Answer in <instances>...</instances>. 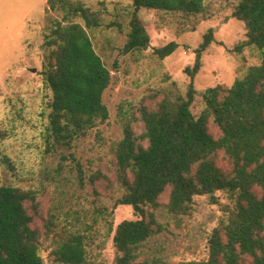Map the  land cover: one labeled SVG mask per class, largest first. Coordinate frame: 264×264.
I'll list each match as a JSON object with an SVG mask.
<instances>
[{"label": "trees", "instance_id": "1", "mask_svg": "<svg viewBox=\"0 0 264 264\" xmlns=\"http://www.w3.org/2000/svg\"><path fill=\"white\" fill-rule=\"evenodd\" d=\"M47 4L48 10L63 13L61 19L49 20L44 41L42 73L52 90L49 135L59 146L72 147L110 116L104 93L113 73L89 33L101 25L105 9H92L84 0ZM132 5L126 52L150 46L151 37L139 16L142 8L185 14L205 10L204 0H132ZM233 16L245 23L248 37L236 48L256 45L259 64L251 65L231 86L218 84L199 93L195 77L203 66V52L215 40L211 28L195 50L194 64L185 68L191 78L186 93L152 91L149 102L139 105L123 125L116 159L124 193L115 205H131L138 218L118 223L115 264H136L142 247L164 232L159 211L188 216L196 196L218 203V191H226L235 202L210 238L209 257L175 264H264V0H239ZM178 46L171 41L154 52L165 58ZM124 114L121 107L120 115ZM140 122L143 128L137 131ZM38 205L34 190L0 185V264H46L36 225ZM86 239L84 233L59 234L54 260L84 264ZM154 261L168 264L162 256Z\"/></svg>", "mask_w": 264, "mask_h": 264}, {"label": "rangeland", "instance_id": "2", "mask_svg": "<svg viewBox=\"0 0 264 264\" xmlns=\"http://www.w3.org/2000/svg\"><path fill=\"white\" fill-rule=\"evenodd\" d=\"M84 1L92 9H105L101 25L89 33L113 73L104 93L110 116L67 147L54 143L49 135L52 90L42 73L47 25L63 13L48 10L47 0H0V185L36 192V225L46 264H63L54 260L52 251L57 236L69 232L87 236L84 264H115V229L124 219L138 218L131 205H115L124 193L116 159L123 125L139 105L149 102L152 91L186 93L191 78L185 68L194 64L195 50L209 29L214 30L215 40L203 52V66L195 77L199 93L218 84L231 86L251 65L261 62L256 45L236 48L248 39L245 23L233 16L239 0H204L205 10L199 14L142 8L139 16L151 43L147 49L129 52L125 44L131 31L132 0ZM171 41L178 48L160 58L154 49ZM142 126L136 124V130ZM217 195L218 203L206 195L196 196L188 216L159 211L165 230L142 247L136 264H156L158 256L168 264L207 259L210 238L235 202L226 191Z\"/></svg>", "mask_w": 264, "mask_h": 264}, {"label": "water", "instance_id": "3", "mask_svg": "<svg viewBox=\"0 0 264 264\" xmlns=\"http://www.w3.org/2000/svg\"><path fill=\"white\" fill-rule=\"evenodd\" d=\"M34 70H36V69L34 68Z\"/></svg>", "mask_w": 264, "mask_h": 264}]
</instances>
